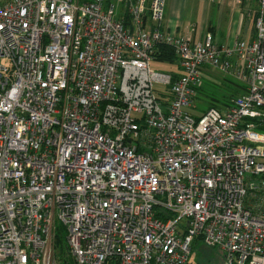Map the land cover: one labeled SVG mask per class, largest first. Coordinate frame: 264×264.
I'll list each match as a JSON object with an SVG mask.
<instances>
[{
    "label": "built area",
    "instance_id": "built-area-1",
    "mask_svg": "<svg viewBox=\"0 0 264 264\" xmlns=\"http://www.w3.org/2000/svg\"><path fill=\"white\" fill-rule=\"evenodd\" d=\"M165 3L0 0V264H63L58 225L68 264H264V1L229 45ZM205 68L241 92L194 119Z\"/></svg>",
    "mask_w": 264,
    "mask_h": 264
},
{
    "label": "crops",
    "instance_id": "crops-1",
    "mask_svg": "<svg viewBox=\"0 0 264 264\" xmlns=\"http://www.w3.org/2000/svg\"><path fill=\"white\" fill-rule=\"evenodd\" d=\"M255 12L252 0H241L239 4L235 0H166L162 30L193 41L212 33L218 45H229L236 37L252 39ZM237 92H241L240 87Z\"/></svg>",
    "mask_w": 264,
    "mask_h": 264
},
{
    "label": "rangeland",
    "instance_id": "rangeland-1",
    "mask_svg": "<svg viewBox=\"0 0 264 264\" xmlns=\"http://www.w3.org/2000/svg\"><path fill=\"white\" fill-rule=\"evenodd\" d=\"M257 10L258 4H256V11ZM167 57H170L171 60H166ZM152 60L153 62H151L150 66L158 73L167 74L170 72H178V65L174 62L173 53L163 51L162 47L159 48L158 52L153 54ZM238 86H241L238 81L228 78L216 69L208 68L203 70L201 89L197 92L191 106L184 108L183 111L190 117L196 119L211 106L225 107L238 91ZM164 90L165 89L161 86L155 87L157 94H161ZM57 227L61 241H64L65 229L60 225ZM64 257V259H66L69 263H72L66 252ZM190 262L192 264H226L217 248H208L200 243L194 244Z\"/></svg>",
    "mask_w": 264,
    "mask_h": 264
},
{
    "label": "trees",
    "instance_id": "trees-1",
    "mask_svg": "<svg viewBox=\"0 0 264 264\" xmlns=\"http://www.w3.org/2000/svg\"><path fill=\"white\" fill-rule=\"evenodd\" d=\"M253 2H255L256 4H258V2L260 1V0H252ZM264 1V0H263ZM263 11H264V8H263ZM256 15H257V13H256ZM255 15V16H256ZM162 50L163 51H166L167 53H172V50H170L169 48H166V47H162ZM171 51V52H170ZM164 55H166V54H164ZM166 60H171V58L170 57H167V59ZM238 94V92H236V94L235 95H237ZM234 95V96H235ZM233 96V97H234ZM210 108H217V109H220L221 107H218V106H211ZM59 233V232H58ZM64 241H61V237L59 236V234H57L56 235V238H55V248H56V250H57V254H58V256H59V258L61 259V261L63 262V264H67V260L66 259H64L65 257H64V254H65V246H64V243H63Z\"/></svg>",
    "mask_w": 264,
    "mask_h": 264
}]
</instances>
